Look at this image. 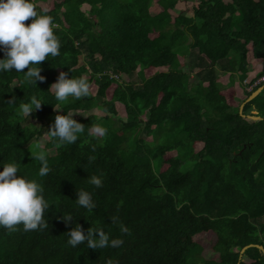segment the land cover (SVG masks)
<instances>
[{"label": "trees", "instance_id": "16d2710c", "mask_svg": "<svg viewBox=\"0 0 264 264\" xmlns=\"http://www.w3.org/2000/svg\"><path fill=\"white\" fill-rule=\"evenodd\" d=\"M152 1L38 5L53 17L60 55L40 62L46 79L37 86L23 72H0V161H16L43 187L48 226L27 232L22 224L0 227V264H105L109 258L114 264H264L257 246L240 258L243 246L264 245V88L243 107L263 118L243 116L218 71L230 73L231 83L234 73L244 81L251 52L261 65L255 77L262 79L245 99L264 85V0H197L191 15L180 10L184 0H157V12ZM186 59L198 68L194 81L182 67ZM60 71L85 75L95 106L86 97L57 101L48 88ZM32 95L44 101L30 113L41 123L39 132L19 111ZM93 107L104 113L101 120L95 112L74 113L85 127L77 142H53L48 128L57 112ZM98 123L105 131L89 135ZM43 133L50 171L39 176L40 162L28 144ZM93 173L103 175L102 187L88 183ZM77 188L93 192V212L76 204ZM63 213L77 217L66 224ZM81 214L124 243L68 245L67 231L77 220L85 230L91 225ZM110 214H118L129 232L120 233Z\"/></svg>", "mask_w": 264, "mask_h": 264}, {"label": "clouds", "instance_id": "9594fccd", "mask_svg": "<svg viewBox=\"0 0 264 264\" xmlns=\"http://www.w3.org/2000/svg\"><path fill=\"white\" fill-rule=\"evenodd\" d=\"M47 7H39L33 0H0V72H23L24 79L37 86L38 81L46 77L41 72V61L49 57L60 55V41L54 32L53 17L48 14ZM29 23H25L29 20ZM26 69V70H25ZM72 71V69H69ZM57 101H65L69 97L79 99L87 97L90 93V83L87 77L81 74L78 77L69 76L68 71H60L57 78L49 88ZM41 98L32 95L28 102L19 104L20 113L30 118V113L41 107ZM54 108H58L54 104ZM71 110L57 112L48 128L54 143L57 145L74 144L85 132L84 123L74 117ZM84 114V113H83ZM86 115V114H84ZM105 130L93 124L88 129L89 135H95ZM41 150L32 153L31 157L40 162L38 175L44 176L49 171L48 160L43 145ZM88 161L93 159L87 157ZM0 170V227L15 230L22 224L24 231L44 230L48 222L44 219V212L49 208L43 187L36 179L26 176L16 161L3 162ZM88 183L95 188L103 185L102 174H89ZM76 204L85 209L87 213L93 212L98 202L93 198V192L85 188H77ZM119 204H117V209ZM86 219L91 225L85 230L77 220L74 226L67 231V244L77 247L86 243L89 249L118 248L124 243L122 236H110L107 229L99 223H93L87 215ZM111 215V224L117 225L120 233H128V226L120 220L118 214ZM77 217L72 213H63L60 217L66 224L73 223ZM105 264H114L112 259H107Z\"/></svg>", "mask_w": 264, "mask_h": 264}, {"label": "rangeland", "instance_id": "374dc122", "mask_svg": "<svg viewBox=\"0 0 264 264\" xmlns=\"http://www.w3.org/2000/svg\"><path fill=\"white\" fill-rule=\"evenodd\" d=\"M185 4L184 6L182 5L180 7V10L183 13H188L189 15L192 14V7L194 6L195 2L197 3V0H184ZM53 0H39L37 1L38 5L43 4L42 6H51L52 5ZM47 4V5H45ZM152 12H157L158 10H160V5L158 4L157 0H153L152 1ZM247 60H248V74L247 77L244 81H241L237 75V73H234V82L231 83L230 82V73L227 72H223L221 70V67L218 66V71H219V76H220V81L222 82V87L224 88V93L230 98V102L233 103L235 106H238L240 108V105L243 103V100L245 99V95H246V91L250 90L251 87L259 82L262 78L259 77H255L256 73L261 69V65L259 61H256L251 52L248 53L247 56ZM82 60V58H81ZM185 60V59H184ZM182 67L185 69V71L190 73V77L191 79L194 81L197 78L196 72L198 71V68H194V70H192V68L188 65V59H186V61H184V63L182 64ZM191 68V69H190ZM132 79H137L136 74H132L131 75ZM227 88V89H226ZM90 97V93L86 98ZM89 103L92 104V106H95V101H93L92 99L89 98ZM117 109H118V114L121 117H125V112H124V108L121 104H117ZM76 112H81V113H77V115L80 114H88L91 112H95L97 115H99L100 120L102 119V116L104 115V113L96 108H90L87 112H82V111H76ZM255 112V110H254ZM147 116V113L145 114ZM24 124H28L29 126H31L33 129H35L36 131H41L40 129L41 127V123L33 118H27L24 121ZM98 126H100V123L97 124ZM142 137H146L147 140H151V136H147L144 133L142 134ZM48 137L46 134H42L41 136L36 137L35 139H33L31 142H29L28 147L33 151V152H37L40 151V145H43L47 142ZM175 154V151H174ZM191 254H193L195 257L198 256V251L197 249H192L191 250Z\"/></svg>", "mask_w": 264, "mask_h": 264}, {"label": "water", "instance_id": "95a60500", "mask_svg": "<svg viewBox=\"0 0 264 264\" xmlns=\"http://www.w3.org/2000/svg\"><path fill=\"white\" fill-rule=\"evenodd\" d=\"M264 88V85H260L258 88H256L244 101L243 103L240 105L239 111L243 116H247L249 118L252 119H262L263 117L259 116V115H253V114H245L243 113V107L245 105V103L251 99H253L255 96H257V94ZM251 170L256 171L257 170V166L256 164H252L251 165ZM251 246H257L258 248H260L263 252H264V245L261 244H256V243H250L247 244L245 246H243L240 250V258L242 257L244 251ZM196 264H206V263H196ZM240 264V263H238Z\"/></svg>", "mask_w": 264, "mask_h": 264}]
</instances>
